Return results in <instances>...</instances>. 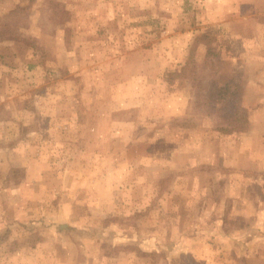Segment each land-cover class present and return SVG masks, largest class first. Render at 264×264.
Returning a JSON list of instances; mask_svg holds the SVG:
<instances>
[{"label":"rangeland","instance_id":"rangeland-1","mask_svg":"<svg viewBox=\"0 0 264 264\" xmlns=\"http://www.w3.org/2000/svg\"><path fill=\"white\" fill-rule=\"evenodd\" d=\"M240 2L0 0V264H264L210 231L264 99Z\"/></svg>","mask_w":264,"mask_h":264},{"label":"crops","instance_id":"crops-1","mask_svg":"<svg viewBox=\"0 0 264 264\" xmlns=\"http://www.w3.org/2000/svg\"><path fill=\"white\" fill-rule=\"evenodd\" d=\"M232 1L238 5L241 3L240 0ZM255 85L256 87H260V84L257 82ZM251 104L253 103L244 102V108L249 111L248 122L250 123V127L248 132L235 135V138L240 140L235 142L237 145L235 149L240 150L243 154H247L246 159L242 158L240 160L247 167H244L245 170L241 174H232L233 177L231 176L230 179H227L226 183V186H229L232 192V195H228L226 199L227 220L238 221L240 224L237 227H231V224L230 226L229 224L228 226L224 225L223 221L220 225L219 221L216 220L212 224L216 225V227L214 226L210 230L216 237H225L226 250L227 248L240 250V248L255 244H260L264 248V180H257L252 176L253 173H251L262 172L264 170V131L262 130L264 123H259L264 118V99H258L252 106ZM232 138L231 136H227L225 140L226 142L229 140L234 142ZM252 140L257 142H250ZM232 144L234 143H229V146L231 147ZM246 170L251 172H246ZM253 186L258 190L251 191L249 188ZM223 226H225V229L222 228Z\"/></svg>","mask_w":264,"mask_h":264}]
</instances>
